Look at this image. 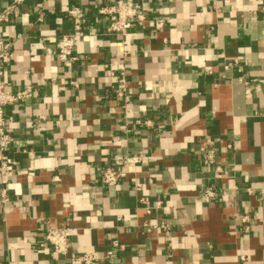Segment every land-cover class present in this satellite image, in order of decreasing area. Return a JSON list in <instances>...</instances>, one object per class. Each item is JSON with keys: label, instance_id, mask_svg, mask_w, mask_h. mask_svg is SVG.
Wrapping results in <instances>:
<instances>
[{"label": "crops", "instance_id": "1", "mask_svg": "<svg viewBox=\"0 0 264 264\" xmlns=\"http://www.w3.org/2000/svg\"><path fill=\"white\" fill-rule=\"evenodd\" d=\"M114 2L24 0L0 25L13 56L3 79L31 95L4 109L17 167L0 264H66L86 250L99 264H264V0H136L144 18L125 36L98 12ZM74 7L83 36L60 61ZM138 153L115 185L101 182V168ZM63 227L67 256L54 258L39 242Z\"/></svg>", "mask_w": 264, "mask_h": 264}, {"label": "built area", "instance_id": "2", "mask_svg": "<svg viewBox=\"0 0 264 264\" xmlns=\"http://www.w3.org/2000/svg\"><path fill=\"white\" fill-rule=\"evenodd\" d=\"M24 0H13L4 7H0V25L3 23L15 22L19 18V5ZM170 2L171 0H166ZM38 4L37 6H39ZM141 6L136 0H115L110 5L100 6L98 12L100 14L111 15V20L105 27V32L109 34H118L125 36L128 28L136 21L143 19L141 13ZM67 16L70 17L73 25V32L71 34L60 35L55 55L60 61H71L75 57L72 54L78 39L83 36V25L85 22L83 13L79 7L71 8L67 11ZM161 22H156L155 25L159 26ZM11 43L0 38V204H4L9 200L8 192L6 189V182L14 176L15 169L17 167V161L13 155L9 154L12 143V136L7 130L8 117L5 115V107L16 102L30 97V92L27 88L21 87L16 90H11L5 83L2 73L4 65L12 60ZM226 67V66H225ZM120 76L117 79L118 86L115 90L117 96H123L125 98V73L120 72ZM141 157V153L127 156L126 158L116 162L117 166H125L127 164L136 163ZM214 161L213 152H209L204 159L205 163L211 164ZM124 172L121 167L105 166L101 168L100 180L107 186L115 185ZM134 189L139 190L140 182H136L132 179ZM204 194L208 197L213 196V190L210 187L205 188ZM139 202L144 205L145 208H155L160 204L159 202L150 203L149 199L145 196L139 197ZM242 222L248 221L247 215L240 216ZM157 227L163 229L167 233V226L159 221ZM246 228V226H245ZM69 231L66 227L63 228H49L43 235V240L39 242L40 246L44 244L49 245L51 249V255L54 258L66 257L69 246ZM112 251H108L107 254L111 255ZM66 264H99L100 258L94 251L86 250L80 254H73L67 256Z\"/></svg>", "mask_w": 264, "mask_h": 264}]
</instances>
